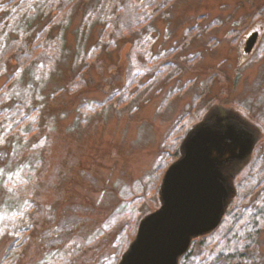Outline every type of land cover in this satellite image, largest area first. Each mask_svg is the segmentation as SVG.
Masks as SVG:
<instances>
[{
  "label": "rangeland",
  "instance_id": "rangeland-1",
  "mask_svg": "<svg viewBox=\"0 0 264 264\" xmlns=\"http://www.w3.org/2000/svg\"><path fill=\"white\" fill-rule=\"evenodd\" d=\"M34 1L18 8L30 2V14ZM142 2L133 0L114 15L106 13L115 21H108L107 34L100 38L103 68L78 73L82 64L76 45L61 49L57 41L48 50L41 48L50 56L33 69L35 80L24 78L36 90L27 94L29 101L39 100L43 112L54 109L42 121L50 152L35 142L48 164L44 180L37 181L32 214L23 204L6 201L10 173L0 184V260L20 229L30 227L18 264H120L141 221L161 208L164 177L183 156L188 134L222 115L252 132L256 144L244 160L225 166L234 192L224 216L215 229L192 239L178 264H264V229L243 238L233 262L219 256L220 248L213 251L217 242L228 239L231 217L264 204V0H150L154 14L135 27L147 9ZM6 5L8 0H0V17ZM85 12L89 24L97 20L92 7ZM118 32L125 38L114 36ZM257 32L260 39L247 52ZM15 48L2 44L0 53ZM82 77L86 86L75 83L72 95L68 83ZM86 99L89 104L82 108ZM22 143L14 154H2L0 163L10 165L20 154L33 157V144ZM14 170L21 174L23 169L10 165L16 181Z\"/></svg>",
  "mask_w": 264,
  "mask_h": 264
},
{
  "label": "trees",
  "instance_id": "trees-1",
  "mask_svg": "<svg viewBox=\"0 0 264 264\" xmlns=\"http://www.w3.org/2000/svg\"><path fill=\"white\" fill-rule=\"evenodd\" d=\"M26 1L8 0L10 5H6L5 12L0 17V45L5 44V47L17 46L14 52L7 50L0 53V138L3 139V144H0V157L2 154H14L13 151H17L16 146L28 141L33 144L31 150L35 152V155L27 159L26 154H20V160L18 157L14 158L13 165H10L23 169L21 174H17V170H14L18 178L16 181L10 171V165L0 163V184H3L5 178H9L6 176L11 174L10 181H6L10 188L8 189L9 192L6 193V201L23 204L27 208V213L32 214L31 209L38 204V197L35 196L34 192L38 188L37 181L44 180L48 164L47 158L39 155V149L46 146L45 152H50V145L47 144L49 140H47L48 137L42 121L52 116L54 109L50 108L47 109V112H43L39 100L29 101L27 94L36 92V90L31 89L33 87L32 81L28 79L27 82H24V78L27 79L31 76L32 80H35L36 77L32 73L33 69H37L38 65L48 60L50 56L47 52H40V50L43 48L48 50V47L54 46L57 41L61 43V49H66L69 45H76L74 48H77V54L75 55H81L78 61L82 64L77 70L78 73H89L91 69L103 68L98 59V51L100 45H102L100 38L107 34L108 21H115L114 18L107 17L106 13L109 12L114 15L113 12H119L127 3L133 4V0H35V5L33 3L35 10H32L30 14H28V11L32 9L30 2L27 8H18ZM149 2L150 0H143L140 3L147 9L140 13L141 16H144V19L142 17L143 20L138 21L135 27L147 23L149 17L154 14L149 9ZM87 7H92V10L98 13L97 20L94 23L89 24L87 22L88 18L84 19ZM80 13H82V16L79 15ZM0 15H2V12H0ZM119 32L114 36L119 34V36L125 38V35L122 36ZM131 35L133 36V34ZM122 41L121 44L124 46L127 42ZM36 51H38V54L34 55L33 53ZM24 64H27L26 68H23ZM22 69L25 73L19 72ZM132 71L133 67L130 64L127 78L130 79ZM82 80L83 77L80 80L75 78L74 81L71 80L68 83L67 86L72 95H74L75 83L83 84L81 88L86 86V83L84 84ZM121 98L120 104H125V100ZM88 104V99H86L83 107H81L85 108L84 105ZM81 107L79 111H81ZM79 111L77 112L79 113ZM82 122L84 123V121ZM186 123L190 124V121L187 120ZM35 142L37 145L42 142L41 147H34L36 146ZM175 155L179 156L178 149ZM31 158L32 160H30ZM25 159L28 160L27 162L33 161L35 164L30 162L27 165ZM42 162L44 163L42 164ZM36 164H39L40 167L38 172L36 171L38 167ZM240 184L237 188V197L242 193ZM235 210L233 212H236ZM21 215L24 216V213L22 212ZM226 221L227 217L223 219L218 229ZM227 223L230 224V227L227 228L228 239L225 236V239L223 238L219 244L217 242V247L213 251L220 248L218 250L221 252L219 256L221 258L231 257L232 261L233 259L237 260L235 258L238 257L237 252L241 251L243 238H254L256 234L264 229V204L259 205L254 211H246L245 215L241 213L239 216L231 217ZM30 229V227L20 229L19 237L10 244L6 254L0 260V264L19 263L22 258L21 254L25 250L26 241L29 242L30 239L29 237L26 239V236L30 234ZM231 239L234 240L231 241ZM227 245L230 248L232 245V248L226 249ZM207 247H209L207 250H210L212 245L209 243Z\"/></svg>",
  "mask_w": 264,
  "mask_h": 264
},
{
  "label": "water",
  "instance_id": "water-1",
  "mask_svg": "<svg viewBox=\"0 0 264 264\" xmlns=\"http://www.w3.org/2000/svg\"><path fill=\"white\" fill-rule=\"evenodd\" d=\"M257 39L258 33L250 37L247 52ZM255 144L254 134L230 117L196 125L183 142V156L166 172L161 208L141 221L120 264H178L194 237L220 224L234 192L225 166L244 160Z\"/></svg>",
  "mask_w": 264,
  "mask_h": 264
},
{
  "label": "flooded vegetation",
  "instance_id": "flooded-vegetation-1",
  "mask_svg": "<svg viewBox=\"0 0 264 264\" xmlns=\"http://www.w3.org/2000/svg\"><path fill=\"white\" fill-rule=\"evenodd\" d=\"M260 35H261V32H259V37H258V41H259V39H260Z\"/></svg>",
  "mask_w": 264,
  "mask_h": 264
}]
</instances>
